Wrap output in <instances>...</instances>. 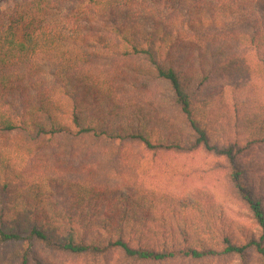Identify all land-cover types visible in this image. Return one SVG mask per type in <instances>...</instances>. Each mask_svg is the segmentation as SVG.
Wrapping results in <instances>:
<instances>
[{"label": "trees", "instance_id": "16d2710c", "mask_svg": "<svg viewBox=\"0 0 264 264\" xmlns=\"http://www.w3.org/2000/svg\"><path fill=\"white\" fill-rule=\"evenodd\" d=\"M211 1L216 0H81L82 5L74 7L72 0H16L7 11L0 10V248L19 245L9 255L12 264H53L39 257V250L74 256L118 251L126 260L159 263L223 254L244 256L255 249L264 259V203L249 193L245 199L263 228L259 241L243 244L227 235L221 246L216 241L195 244L181 228L167 232L165 238L182 234L183 242L174 238L171 245L167 241L158 245L147 226L153 203L144 205L128 194L124 211L121 207L102 209L104 192L79 181L51 180L47 172L44 175L41 168L31 165L52 162L45 149L63 137L130 138L148 149L163 147L164 142L153 143L148 130L113 128L100 115L99 102L113 95L116 77L104 60L142 58L154 68L155 77L171 87L196 133V145L224 155L234 165V181L240 188L243 184L238 178L245 173L237 159L241 150L235 145L221 147L211 138L194 104L195 80L178 63L180 51L203 44L199 37L183 34L181 26L205 27L212 16L204 15L207 11L200 7ZM219 1L226 13L227 8L245 11L238 19L253 30L251 41L264 39V30L255 31L249 19L264 24V12L253 10L255 4L264 7V0ZM181 9L188 18L182 23L178 19ZM181 40L188 43L182 45ZM198 59L203 68L204 56ZM256 121L260 132L254 136L264 142V112ZM23 162H32L26 164L29 170L17 169ZM250 179L258 186L262 183L256 175ZM55 184L66 186L68 207L54 198L50 188Z\"/></svg>", "mask_w": 264, "mask_h": 264}, {"label": "rangeland", "instance_id": "374dc122", "mask_svg": "<svg viewBox=\"0 0 264 264\" xmlns=\"http://www.w3.org/2000/svg\"><path fill=\"white\" fill-rule=\"evenodd\" d=\"M15 1L0 0V10L7 11ZM72 1L74 7L82 5L81 0ZM218 1L200 7L207 11L204 15L212 16L205 27L195 24L191 30L181 26L183 34L197 36L203 44H197L189 52L187 48L180 51L178 63L195 80L194 104L211 138L221 147L235 145L236 150H241L237 159L245 166V173L238 178L243 191L234 181V165L224 155L196 145V133L176 103L171 87L157 79L154 68L142 58L112 56L104 60L116 77L113 95L104 96L99 102L100 115L113 128L134 132L146 129L152 133L155 145L159 140L165 145L180 144V148L164 145L148 149L142 142L130 138L63 137L45 149L52 162L31 164L41 168L42 174L47 172L51 180L79 181L94 187L98 193L104 192L105 201L99 204L102 209L109 206L110 210H119L117 207H121L124 211L122 204L128 194L140 198L144 205L153 203L152 221L147 226L152 229V241L158 245L164 241L171 245L174 238L183 242L182 234L174 237L169 234L168 240L165 238L167 232L181 228L195 244L216 241L220 246L227 235L246 244L251 239L259 241L263 234L245 197L249 193L264 203V142L261 136H254L260 132L256 118L259 120L264 112V66L261 62L264 39L259 38L262 45L259 41H251L253 30L248 23L239 22L245 11L227 8L226 13V6H220ZM253 8L255 12H264L259 4ZM233 12L237 15H232ZM179 13L181 23L188 20L183 9ZM249 19L255 31L264 30V24L253 22L252 17ZM181 41L182 45L188 43ZM199 55L207 62L203 68L198 61ZM27 163L32 162L18 163L17 169L24 166L26 170ZM251 175L260 177L262 183L258 186L251 181ZM65 188V185L55 184L50 190L61 205L68 207L70 195ZM116 198L119 200H114ZM116 201L119 202L116 204ZM18 247L8 244L0 248V264H12L9 255L17 252ZM38 256L47 257L53 264L264 263L255 249L244 256L223 254L200 260L175 259L159 263L126 260L118 251L74 256L39 250Z\"/></svg>", "mask_w": 264, "mask_h": 264}]
</instances>
